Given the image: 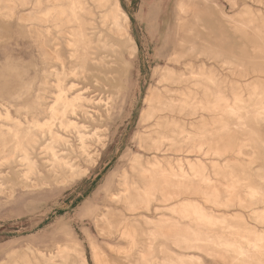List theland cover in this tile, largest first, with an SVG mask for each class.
Returning <instances> with one entry per match:
<instances>
[{
    "label": "rangeland",
    "instance_id": "1",
    "mask_svg": "<svg viewBox=\"0 0 264 264\" xmlns=\"http://www.w3.org/2000/svg\"><path fill=\"white\" fill-rule=\"evenodd\" d=\"M13 1L0 264H264V0H117V29L111 0ZM50 8L79 15L87 60L65 45L66 17L20 21Z\"/></svg>",
    "mask_w": 264,
    "mask_h": 264
},
{
    "label": "bare ground",
    "instance_id": "2",
    "mask_svg": "<svg viewBox=\"0 0 264 264\" xmlns=\"http://www.w3.org/2000/svg\"><path fill=\"white\" fill-rule=\"evenodd\" d=\"M20 3H26V0H16ZM40 1V0H39ZM57 0H49L50 3H53L56 2ZM95 1V3L99 6V7H105V5L107 4V0H93ZM0 3H3L5 6H6V13H5V17L7 20L11 21L13 19V13H12V8H13V5H14V1L13 0H0ZM38 2L35 4V7H38ZM64 4V3H63ZM19 5V4H18ZM82 7V6H81ZM110 9L108 10L107 14L104 16L103 20L104 22L106 20H109L111 21V23L113 24V26L117 29L118 25V21L121 22L123 21V24L126 23L127 21V17L120 11V8H119V5H118V2L117 0H111V3L109 5ZM79 9V8H78ZM84 14V13H83ZM87 14V13H86ZM67 12L64 10V9H59V8H50L47 12L45 13H29V14H26V15H23L22 17H20V21L21 22H29V21H33V20H37L43 24L45 23H49L51 21V23L55 24L56 28L59 27L57 25L58 21H61L62 19H64L66 17V19H68L66 21V24H76V27L71 29L69 33H66V40H65V45L67 48L70 49V52H71V55L73 58L77 59V60H81V61H85L87 60V58L90 56L89 54V51H90V41H89V38L87 37V34H86V30L84 29V27L80 24L75 12H74V9H71L70 13H69V16L67 17ZM87 21V20H86ZM3 22V21H2ZM6 23V22H5ZM11 23V22H10ZM90 25V24H89ZM127 25V24H126ZM125 25V26H126ZM84 26H87L88 27V24L84 25ZM60 28V27H59ZM126 28V27H125ZM61 29V28H60ZM60 31V30H59ZM69 31V30H68ZM114 31V30H113ZM45 33L46 35L49 34V29L47 28L45 30ZM31 35H32V38L34 40V42L36 43V45L38 47H40L41 49L43 48V38L42 36L39 34V32H37L34 28H32L31 30ZM91 38V37H90ZM46 39V38H45ZM45 42V41H44ZM96 42V41H95ZM130 43V42H129ZM39 48V49H40ZM57 48H58V45L56 44L55 45V51H57ZM53 49V48H52ZM93 49V48H92ZM54 50V49H53ZM51 52V51H50ZM42 55L44 56H47V55H50V53L48 51H42ZM58 57V56H57ZM101 65V64H100ZM97 66V65H96ZM77 70V69H76ZM54 77L56 79V88H57V91H58V95L55 96V104H53L55 106V108L57 106H60L62 108V111L64 112L63 113V116L66 117L65 112H67V102L65 103L66 99L64 97V92L62 91L61 89V74L60 72H54ZM204 77V76H203ZM189 78V77H188ZM69 79V78H68ZM200 88V87H198ZM185 91V90H184ZM186 99V98H185ZM76 103V102H75ZM51 108V107H50ZM49 108V109H50ZM54 108V107H53ZM71 108H73V106L71 105ZM70 108V109H71ZM72 110V109H71ZM75 110V109H73ZM52 111L54 112L55 110L52 109ZM76 111V110H75ZM75 113V112H74ZM73 113V114H74ZM178 113V112H177ZM72 114V113H70ZM52 114H50L51 116ZM54 115V114H53ZM52 115V116H53ZM72 116V115H71ZM192 116V115H191ZM55 120L56 117H54ZM60 118V117H59ZM52 119V118H51ZM64 120V119H63ZM167 120V119H166ZM165 121V120H164ZM50 122V121H49ZM53 122V121H52ZM37 123V122H36ZM49 124L47 122H44V124ZM61 123V122H60ZM43 124V123H42ZM43 124V125H44ZM62 124V123H61ZM60 124V125H61ZM70 124V123H69ZM184 124V123H183ZM34 125V124H33ZM46 125V126H47ZM51 125V124H50ZM50 129L52 130V125L50 126ZM65 124H63V126H60L61 127H65L64 126ZM73 125V123H72ZM71 125V126H72ZM38 126H40L38 124ZM69 126V125H68ZM33 127V126H32ZM35 127V126H34ZM43 128L44 130H46L44 127H41ZM66 128V127H65ZM166 128V127H165ZM34 129V128H33ZM37 129V128H36ZM67 129V128H66ZM184 129V128H183ZM35 130V129H34ZM38 130V129H37ZM49 130V129H48ZM47 130V131H48ZM61 130V129H60ZM70 130V129H69ZM49 133V132H48ZM51 133V132H50ZM203 133V132H202ZM14 135V134H13ZM51 135V134H50ZM176 135V134H175ZM52 136L54 137H58L57 135H53ZM44 137V136H43ZM53 137V139H54ZM160 138V137H159ZM15 139V138H14ZM56 139V138H55ZM58 139V138H57ZM56 139V140H57ZM60 139V138H59ZM86 139V138H84ZM17 140H20L19 138ZM52 140V139H51ZM62 140V139H61ZM54 141V140H53ZM17 147V146H16ZM22 147V146H21ZM20 147V148H21ZM19 148V147H17ZM168 149V148H167ZM174 150V149H173ZM19 153V152H18ZM53 153V152H52ZM174 153V152H173ZM55 154V153H54ZM26 155V154H24ZM56 157V155H55ZM55 160V159H54ZM29 164V163H28ZM168 166V165H167ZM75 171V170H74ZM169 171V170H168ZM188 182V181H187ZM186 183V182H185ZM140 195L145 198L146 197V191H141L140 192ZM234 231V230H233ZM246 243V242H245ZM226 244V243H225ZM252 247V246H250ZM253 248V247H252ZM229 251V250H228ZM58 252V251H57ZM78 254V253H77ZM76 254V255H77ZM229 254V253H228ZM233 254V253H232ZM80 255V254H79ZM49 258V257H48ZM80 258V257H79ZM78 258V259H79ZM243 259V258H242ZM34 262V261H33ZM36 262V261H35ZM79 262V261H77ZM82 264L85 263L84 260H82L81 262ZM26 264H31L30 261L26 262Z\"/></svg>",
    "mask_w": 264,
    "mask_h": 264
}]
</instances>
